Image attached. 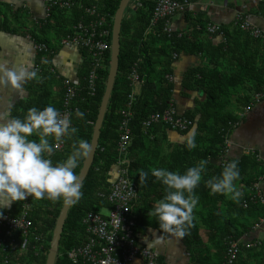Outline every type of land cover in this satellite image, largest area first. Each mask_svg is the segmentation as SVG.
Returning <instances> with one entry per match:
<instances>
[{
  "label": "trees",
  "instance_id": "1",
  "mask_svg": "<svg viewBox=\"0 0 264 264\" xmlns=\"http://www.w3.org/2000/svg\"><path fill=\"white\" fill-rule=\"evenodd\" d=\"M72 1L75 3L72 12L63 14L56 10L39 26L28 27L32 40L36 44H46L50 51L46 54L40 53L38 58V64L43 62L38 68L40 82L29 81L25 86L30 90L31 96L26 105L18 106L22 111L21 118L27 109L33 106L43 109L51 104L59 111L62 108L64 78L56 71L52 72L54 68L49 60L60 46L62 38L80 20L82 10L79 6L93 5L92 0ZM194 1L196 0H192ZM258 2L252 13L264 15V2ZM119 3L120 0H100L97 3L101 11L108 14L110 46L113 18ZM130 5L132 6L129 7ZM154 5L155 0H132L124 13L120 29L118 71L100 130L98 147L92 166L82 183L83 196L76 204L71 205L67 213L55 264H74L68 260L66 254L85 242L86 233L82 219L87 213H99L103 208L109 207L105 199L114 179L112 170L118 158L116 143L119 138L120 112L127 106L130 90L127 78L134 65L137 66L142 86L131 107V143L127 151L129 163L126 166L138 195V203L135 202L137 205L131 208V215L136 224L135 234L144 233L148 229L159 231L152 208L155 202L163 197L165 190L164 186L151 176V170L165 168L183 174L201 159H207L209 163L206 171L202 175L200 185L195 189L199 203L194 210L193 226L184 238L174 237L187 254L186 264H228L226 247L229 241L239 245L237 257L231 264H264V241L258 248H246V243H253V240L247 239L246 236L264 216V208L258 202L243 207V200L252 194V183L264 174L260 162L254 160L253 156L238 160L242 177V188L238 191L242 195L236 200L232 199L231 195L211 194L204 183L214 176H219L224 164L230 161L226 157L225 143L234 127L240 123L233 111L249 106L257 95H260L261 99L264 98V40L252 37L250 33L242 31L232 23L222 26L225 40L221 41L217 36L207 34L206 26L210 21L190 16L189 9L183 13L188 27L166 35L162 33V23L150 26ZM4 6L7 9L3 12ZM12 9L0 0V16L4 17L0 31L17 32L22 29V10ZM7 11L11 14V21L6 18ZM12 21L21 22V28L11 29ZM79 51L84 57V64L78 76L83 88L89 58L86 51ZM43 56L46 57L45 60H41ZM188 56L199 57L200 64L185 68L181 77L176 78L174 67L179 65L176 62ZM109 60L110 50L104 56V69L99 71L100 79L94 97H88L84 89L79 92L75 107L84 112V119L80 120L72 115V125L79 131L71 140L64 142L65 148L62 152H53V163L67 158L75 139L83 138L90 143L104 93ZM167 75L176 79L169 82ZM53 87L57 88L56 95H53ZM178 91L181 92V97L183 95L182 98L187 97V94L202 93L201 97L196 94L194 99L198 101H195L190 111H178L194 125L187 132L174 133L187 139L179 145L171 144L168 141L169 132L162 125L154 126L145 134L142 122L152 113H162ZM240 114H243V111ZM193 137L196 147L190 150L188 142ZM220 158L221 162L212 164V161H218ZM83 161L84 159L75 170L77 175ZM140 170L149 172V177L144 182L140 180ZM63 204L59 200L36 201L31 210V221L33 230L44 235V241L41 243L43 250L37 255L30 249L25 255L20 253L16 264H45L53 229ZM20 210L21 201H17L8 210L1 211L17 217ZM201 231L204 232L205 238L200 234ZM160 234L165 239L173 237L168 233ZM25 239L35 244L31 235ZM163 261V257L159 256L157 264H164Z\"/></svg>",
  "mask_w": 264,
  "mask_h": 264
},
{
  "label": "built area",
  "instance_id": "2",
  "mask_svg": "<svg viewBox=\"0 0 264 264\" xmlns=\"http://www.w3.org/2000/svg\"><path fill=\"white\" fill-rule=\"evenodd\" d=\"M100 0H92L93 5L81 7L80 20L71 27L70 32L60 41V47L76 48V50L86 51L89 64L88 71L84 77V87L79 80L64 78L62 80V108L61 113L74 114L79 92L84 89L88 97H94L100 79L99 71L104 69V56L110 50L109 44V23L108 14H105L98 7ZM44 8V19L46 21L56 10L68 14L72 12L75 3L72 0H42ZM192 4V0H155L150 26L162 23V33L171 35L175 29L173 23L183 17ZM35 25H40L42 23ZM234 26L242 31L250 33L254 38L264 40V32L253 25L245 15L237 14L233 22ZM222 27L210 23L206 26L209 36H217L224 39ZM34 49L38 53H48L49 47L46 44H35ZM175 57V56H174ZM41 60H44L43 58ZM42 61L34 65L38 69ZM52 72L55 70L52 69ZM129 93L127 95V106L120 112V122L118 126L119 138L116 143L117 162L112 170L114 179L111 181L106 202L109 205L108 214L87 213L82 219L85 227L86 239L79 247L67 252L66 256L72 263L77 264H132L136 259L145 264H157L159 255L146 247L137 243L135 234L136 224L131 215V208L138 198L137 188L128 176L127 151L131 143L130 123L133 116L131 107L136 96L140 92L142 83L139 79L137 66L134 65L128 74ZM166 79L171 82L175 78L167 75ZM261 101V96L257 95L253 103L245 107L244 114L251 110L253 106ZM156 125L167 128V132H187L193 125L192 121L179 114L174 99L171 98L167 108L162 113H152L143 122L142 129L146 134L148 130ZM227 141L226 149L227 153ZM64 143H60L54 152L60 153L64 149ZM260 179L252 186V194L244 201L246 207L249 203H259L264 208V196L259 186ZM36 199L28 197L21 201L20 214L17 217L10 216L0 210V264H16L20 253L27 254L30 249L35 255L43 250L44 235L33 230L31 221V210L36 203ZM34 208V207H33ZM263 229L261 238L253 240V243H246V248L260 247L264 241V216L256 223L252 230ZM33 237L35 244L26 241L28 236ZM239 245L237 242L229 241L226 247V257L228 264H231L237 257Z\"/></svg>",
  "mask_w": 264,
  "mask_h": 264
},
{
  "label": "clouds",
  "instance_id": "3",
  "mask_svg": "<svg viewBox=\"0 0 264 264\" xmlns=\"http://www.w3.org/2000/svg\"><path fill=\"white\" fill-rule=\"evenodd\" d=\"M29 81L40 82L38 69L27 65L10 68L6 62L0 63V88L20 93ZM72 115L61 113L51 104L43 109L30 107L23 118H8L0 114V201H6L0 207H10L29 196L37 200H59L64 204H76L82 198L83 185L75 170L92 151L89 141L75 139L66 159L56 163L51 159L55 148L71 140L79 131L72 125ZM74 116L82 120L85 114L77 109ZM188 147L190 150L196 147L194 137L189 140ZM208 163L207 159H201L183 174L165 168L151 170V176L165 190L152 208L159 229L155 236L156 244L164 243L160 233H168L178 239L189 234L195 220L194 210L199 203L195 189L200 185ZM139 175L144 182L149 172L140 170ZM239 177V161L233 158L224 164L219 176L204 183L211 194L231 195L236 200L242 195L234 183Z\"/></svg>",
  "mask_w": 264,
  "mask_h": 264
},
{
  "label": "crops",
  "instance_id": "4",
  "mask_svg": "<svg viewBox=\"0 0 264 264\" xmlns=\"http://www.w3.org/2000/svg\"><path fill=\"white\" fill-rule=\"evenodd\" d=\"M258 1L261 0H196L192 2L188 11L192 17L209 20L210 23L220 25L221 27L232 24L237 14H243L247 16V19L253 25L258 26L264 32V15H255L252 13V11L257 8ZM262 2H264V0H262ZM1 3L10 6V8L14 10H22L23 26L22 29H19L17 32L0 31V63L6 62L10 68L21 65L34 68V65L38 62L40 53L36 52L34 49L36 43L32 40L28 27L30 25L35 26V24L44 19L42 0H1ZM6 9L7 7L2 9V11L4 12ZM6 18L9 21L12 20L11 14L8 11L6 12ZM3 20L4 17L0 16V24ZM21 25V22L12 21L10 28L13 29ZM186 27H188V24H186V20L183 19V17L173 23V28L176 31ZM42 58L45 60L46 57L43 56ZM49 61L59 76L71 80H79L78 76L84 64V57L76 48L58 46V49L55 51L54 55L50 57ZM200 62L199 57H182V59L180 58L176 62L179 65L174 67L177 71L174 70V75L176 78H180L185 68L200 64ZM26 84L27 82L24 84L20 93L14 92L8 88H0V114L8 118L15 116L21 117L22 111H20L18 106L26 105L25 103H27L29 96H31L30 90H27L25 87ZM52 90L53 95H56L57 88L53 87ZM180 93L181 92L178 91V94L176 93V96L172 97L177 110L180 113L190 111L195 101H198V99H194L197 93L191 95L187 94V97L184 96L185 98H182L183 95L181 97ZM201 95L202 93L197 94L199 97H201ZM240 110L233 111L235 113L234 116L240 119V123L234 127L231 135L228 137L227 160L233 158L240 160L242 157L252 158L253 156L254 160L260 162L262 165L261 167L264 169V98L253 106L250 111L246 112L243 117H241L242 114L240 113L244 109L241 112ZM167 135L168 141L171 144L179 145L187 139L173 132ZM241 179L242 177L240 176L239 180L234 182L236 190L242 188ZM260 179L259 186L264 196V174ZM4 203H6V201H0V204ZM135 205L137 204L135 203ZM10 207H0V210H8ZM156 232H158V230L148 229L144 233H137V243L140 246L155 251L160 257H163L164 264H186L187 254L180 245V242L174 237L164 238V243L168 246L167 250L164 248V243L163 245L156 244L155 236L156 234L158 235ZM200 234L205 238L203 231H201ZM262 234L263 229L259 228L252 230L246 237L247 239L254 240L261 238ZM247 239L245 238V240ZM132 264L145 263L136 259Z\"/></svg>",
  "mask_w": 264,
  "mask_h": 264
},
{
  "label": "water",
  "instance_id": "5",
  "mask_svg": "<svg viewBox=\"0 0 264 264\" xmlns=\"http://www.w3.org/2000/svg\"><path fill=\"white\" fill-rule=\"evenodd\" d=\"M132 0H120L119 6L115 12L113 18V25H112V35H111V46H110V60L108 65V74L105 82L104 93L100 102V106L98 109V114L93 125L92 130V137L90 144L92 145V151L87 158H84L82 163L81 169L78 173L80 177L81 183L84 182L90 167L94 161V156L98 147V141L100 136V130L102 127V123L104 120V116L106 113V109L108 106V102L111 96L112 88L116 79L117 71H118V59L120 53V29H121V22L124 17V13L129 6ZM171 133V132H169ZM175 133V132H173ZM222 159L220 158L218 161H212V164H217L221 162ZM72 204H63L61 211L56 219V223L52 233V239L50 242V248L47 254L45 264H55V260L57 257L58 246L61 238V234L63 231V226L65 223V219L67 213L70 209Z\"/></svg>",
  "mask_w": 264,
  "mask_h": 264
},
{
  "label": "rangeland",
  "instance_id": "6",
  "mask_svg": "<svg viewBox=\"0 0 264 264\" xmlns=\"http://www.w3.org/2000/svg\"><path fill=\"white\" fill-rule=\"evenodd\" d=\"M131 6H132V5H130L129 7H131ZM178 82H179V81H178ZM239 115H240V114H239ZM252 186H253V183H252L251 188H250V189H251V192H252ZM246 200H247V198H246L245 200H243V207H244V208H246V207L250 204V203H249V204L245 207V206H244V201H246ZM100 214H102V215H107V214H108V208H103L102 210H100ZM166 245H167V244L164 243V248L168 250V246H166Z\"/></svg>",
  "mask_w": 264,
  "mask_h": 264
}]
</instances>
